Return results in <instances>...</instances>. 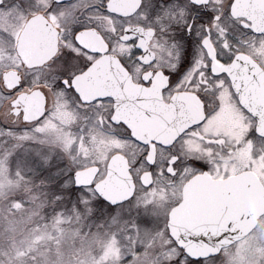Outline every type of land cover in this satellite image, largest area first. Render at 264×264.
I'll return each mask as SVG.
<instances>
[{
  "label": "flooded vegetation",
  "instance_id": "obj_1",
  "mask_svg": "<svg viewBox=\"0 0 264 264\" xmlns=\"http://www.w3.org/2000/svg\"><path fill=\"white\" fill-rule=\"evenodd\" d=\"M90 2L96 4L100 0ZM150 2L156 8L187 5V0ZM216 2L227 3V0ZM138 3L139 0H109V11L117 16L105 18L106 27L113 36L120 37L118 41L112 36L101 38L93 31L79 37L85 48L99 53L83 73L86 74L85 80L109 79L113 89L111 93H79L82 100L89 102L83 106L70 93L65 98L64 94L53 92L50 85L42 81L37 84L25 69V66L40 65L56 56L66 43L60 35L64 28L55 17L45 15L48 5L54 4V0H0V34L5 35L7 48L13 51L11 60L6 58L11 62L1 72V81L3 72L13 70L26 81L25 88L16 95L33 89L41 90L45 96L44 115L49 113L53 122L64 129L78 126L80 134L75 139L88 140L90 131L114 137L119 135L122 143L108 155L104 173L113 154H121L126 159L135 195L132 193L130 198L115 204V207L129 205L131 219L142 210L152 213L154 206L162 205L168 221L170 210L184 202L188 210L180 213L186 223L183 231L189 230L192 238L200 240L219 238L229 226L244 225V215L249 213L244 209L260 202L256 180L264 187V176L260 172L263 160L259 151L264 136L256 132L257 114L264 111V38L260 35L264 33V0H233L231 15L238 24L230 23L228 26L230 52L225 51L215 32L211 35L212 43L202 51L195 33L189 35L185 31L183 20L173 21L171 27L157 30L153 36L150 23L145 21L141 27L138 23L141 18L134 15ZM185 18L191 23L192 10ZM81 19L87 23L83 17ZM196 22L201 26L197 31L203 34L205 29L202 26L208 23L207 17L201 13L196 16ZM122 23L131 31L121 35ZM245 24L246 30H238ZM106 39L112 40V51H109ZM132 40L134 44L129 42ZM161 44L172 50V55L161 51ZM174 44L182 53L180 71L186 70L185 65H192L189 74L179 83H175L180 73L176 72ZM229 55L233 57L231 62L218 59L223 57L227 61ZM206 59L210 62L211 73L222 77L214 81L215 89H218L215 103L207 105L197 95L202 84L207 86L208 93L213 91V84L204 79L202 71ZM193 74L195 82L189 84ZM82 75L75 81L81 80ZM169 76L175 85L171 88L168 87ZM18 106L22 110V106ZM135 112L132 117L130 114ZM130 118L134 125L143 128L142 141L130 135L127 125ZM13 120L16 119L13 117ZM144 145L148 149L145 158L148 162H156L155 170L143 164L134 167ZM168 145L172 146L171 150L163 153L161 146ZM171 153L181 158L180 167L175 170L171 163L167 167L163 164L162 156L170 159ZM189 161H193L192 165L183 168ZM173 171L180 173L175 179ZM142 175L148 184L140 181ZM100 178L94 179L95 182ZM229 179H232L230 183L223 186L213 185V182ZM189 181L191 186L184 194ZM163 212L154 223H150L160 231L158 236H153L154 241H168L163 233ZM261 227L264 229V214L242 237L221 247L215 254L216 260L228 254L238 258L242 254L250 259L242 246L261 235ZM261 250L253 249L254 257L251 255V258L254 264H264V251ZM230 262L237 263L234 260Z\"/></svg>",
  "mask_w": 264,
  "mask_h": 264
},
{
  "label": "rangeland",
  "instance_id": "obj_2",
  "mask_svg": "<svg viewBox=\"0 0 264 264\" xmlns=\"http://www.w3.org/2000/svg\"><path fill=\"white\" fill-rule=\"evenodd\" d=\"M5 39L0 34V81L1 72L11 62L6 58L13 57ZM12 98L0 96V239L4 241L0 243V264H145L149 253L159 264H167L171 258L165 251L168 241H154L160 231L143 224L144 220L152 224L156 218L148 210L131 219L129 205L112 208L100 204L92 206L88 214L79 204L80 193H74L67 206L54 211L46 208L54 207L61 195L50 178L67 177L90 165L99 167L95 180L100 178L108 155L122 143L119 135L90 131L88 140L75 139L80 134L78 126H67L68 133L49 113L42 116L40 129L34 130L20 119L13 120L7 108ZM25 135L27 139H19ZM260 154L264 176V152ZM86 198L94 199L90 194ZM259 233L264 234L263 227ZM261 235L242 246L250 259L228 254L216 264L233 260L234 264H254L253 249L264 251Z\"/></svg>",
  "mask_w": 264,
  "mask_h": 264
},
{
  "label": "snow or ice",
  "instance_id": "obj_3",
  "mask_svg": "<svg viewBox=\"0 0 264 264\" xmlns=\"http://www.w3.org/2000/svg\"><path fill=\"white\" fill-rule=\"evenodd\" d=\"M109 0H100L99 3H91L90 0H54V4H49L47 11L45 13L46 16H53L56 18L57 22L61 27L64 28V32L61 33V39H63L66 43L64 46L60 47L58 50V54L53 56L51 59L45 61L40 65H32L31 67L25 66L26 72L28 76L34 80L37 84L41 81L45 84L50 85L53 92L64 94L65 98H67V94H71L77 102L83 106H86L89 102L84 101L80 98L79 93L76 91L74 81L86 72L92 65L93 60L99 53H95L85 48L83 44H81L79 37H81L82 33L93 31L96 32L101 38H105V36H112L114 40H119V36H113V33L109 32L106 27V20L114 19L117 14L109 11L108 8ZM233 0H227V3H217L216 0H187L186 6L181 7H168L165 8L161 6L160 8H156L155 5H152L150 0L148 3L145 0H139V3L136 6V11L134 13L135 16L140 17L141 19L138 21L141 27H144V22L147 21L150 23L152 27L153 36H155L156 31H163L168 27H171V23L173 21L183 20V27L185 31L192 35L198 37V44L201 46V50H204V47L208 44H211V35L215 32L217 39H219L222 43V47L226 52H230L231 45L227 41V31L229 24H238V21L231 15V6ZM192 10V21L189 23L185 18L188 12ZM203 13L208 20L206 25H203L205 31L201 34L197 31L198 27L196 22V16ZM84 18L87 23L83 22L81 18ZM127 19V18H125ZM247 29V24H245L242 28H238L240 31H244ZM121 35L131 31L121 24L119 29ZM262 38H264V33L260 34ZM108 44L109 51H112V40L105 41ZM131 43H135L134 40L129 41ZM175 47V59H176V72L180 73L177 77L175 83H179L181 80L186 78V76L191 71L192 65H185V71L181 72V65L183 64L182 53L179 46ZM215 45H213V48ZM161 51H168L169 55H172V50L167 49L166 45H159ZM91 57V59L89 58ZM63 58V59H62ZM232 55H229L227 61H224L223 57H218L221 62H231ZM19 71V69L17 70ZM204 72V79L208 81L209 84H213V91L211 93L207 92V86L202 84L200 85V89L197 91V95L201 98L202 102L207 104L215 103V93L218 89H215L214 81L222 79V77L218 74L211 73L210 62L208 59L205 60V67L202 69ZM211 76V79H209ZM195 82V74H193V80L189 81V84ZM2 83V81H0ZM26 86V81L21 76V79L18 83H16L12 87H3L0 88V96L5 99L14 97L17 93H19ZM29 87L31 85H28ZM174 82L172 77H168V87H174ZM202 93H207L202 95ZM209 96L211 99H209ZM15 107V111L11 112L10 115L15 119L23 120V123L29 126H33L34 130L40 129V120L41 117H37L35 121L24 119L23 111L19 109L18 105H15V102L8 103L7 108L13 109ZM215 110L214 108L212 109ZM44 114H42L43 116ZM207 115V112H206ZM9 132L12 129H8ZM127 132V129H125ZM19 139H27V136H20ZM140 147V145H137ZM162 152L167 153L171 150V145L161 146ZM143 153L136 159L135 165L143 164L147 168L151 170H155L157 164L155 161L148 162L146 160L147 155V146H143ZM260 152H264V140H261ZM163 164L165 167L171 163V168L173 170L180 167L181 158L177 156L175 153H171V158H165L162 156ZM44 162H47V158H44ZM193 161L186 162L183 165V168H188L192 165ZM205 168L206 166H201ZM181 169V171L183 170ZM163 175V171H161ZM77 170H73L68 173L67 177H61L60 179H56L55 176L50 179L54 180V187L57 189L70 192V193H80L81 199L79 204L81 208L88 211V214H91L92 205L95 203H99L102 205L115 207V204L109 205V201L107 198L103 197L97 190L95 186V180L90 182L89 184H81L77 182ZM180 175L179 172L173 171V179L176 176ZM59 194V193H57ZM86 194H90L94 199L86 198ZM133 194L135 195V189L133 190ZM163 212V206H154L152 209V215L159 217ZM164 214V228L163 233L168 239V244L165 246V251L171 254V258L167 261V264H216V255L209 253L208 255H193L189 252L183 243H178L176 239L172 238L171 233L167 228V213ZM143 224L146 229H150L152 225L148 220H144ZM159 230V229H157ZM183 239V237H181ZM174 250V251H173ZM145 264H159L158 260L153 258V254L149 253L145 257Z\"/></svg>",
  "mask_w": 264,
  "mask_h": 264
},
{
  "label": "water",
  "instance_id": "obj_4",
  "mask_svg": "<svg viewBox=\"0 0 264 264\" xmlns=\"http://www.w3.org/2000/svg\"><path fill=\"white\" fill-rule=\"evenodd\" d=\"M86 74H83L81 80L75 81L74 85L78 93H111L112 86L109 79L85 80ZM20 80L19 76L13 70H8L2 73V85L3 87H12ZM15 102V105H21L23 111V117L27 120L35 121L37 117H41L45 111V96L39 89H33L30 92H24L16 95L9 103ZM16 109H10V113L14 112ZM135 113L130 115L133 117ZM258 123L256 127V132L261 136H264V111L257 114ZM23 121V120H22ZM134 121H127V125L130 131V135L142 141L143 128L139 125H134ZM77 182L81 184H89L92 182L97 173L98 167L96 165H91L82 169H77ZM232 179L213 182V185L223 186L224 184L230 183ZM140 181L144 184L145 177L143 175L140 177ZM191 181H189L184 187V194L189 190L191 186ZM260 190L261 198L260 202L255 203L249 209H244L248 211V214L244 215L245 224H240L236 226H229L228 229L224 230L219 238L213 237L206 240H200L197 237L192 238L190 231H183L184 223L183 217L180 216L181 211L188 210L187 203H182L181 205L172 208L168 214L167 228L171 233L172 238L176 239L178 243H183L184 247L191 252L193 255H208L209 253L216 254L221 247L227 246L236 239L242 237L247 233L257 222V219L264 214V187L256 180L255 183ZM210 185H212L210 183ZM95 186L98 192L109 201V205L121 203L131 197L134 190V182L132 176L129 172V167L126 159L121 154H113L107 161L105 167V173L102 178L96 181ZM183 207L185 209H183ZM183 237V239H181Z\"/></svg>",
  "mask_w": 264,
  "mask_h": 264
},
{
  "label": "trees",
  "instance_id": "obj_5",
  "mask_svg": "<svg viewBox=\"0 0 264 264\" xmlns=\"http://www.w3.org/2000/svg\"><path fill=\"white\" fill-rule=\"evenodd\" d=\"M4 98V97H3ZM1 101H2V99H1ZM0 101V102H1ZM54 162H51V164H53ZM60 179V178H59ZM57 189V188H56ZM58 192H60L59 194H61L60 195V197L56 200V205L54 206V207H50L49 205H47L46 206V208L48 209V210H51V211H54V210H56L57 208H59L60 206H62V205H65V206H67V205H69L70 203H71V201L73 200V196H74V193H70V192H64V191H61V190H59L58 189ZM99 203H95V204H93L92 206L95 208V207H99ZM4 241H2L1 239H0V243L2 244ZM1 246V245H0ZM1 253V252H0Z\"/></svg>",
  "mask_w": 264,
  "mask_h": 264
}]
</instances>
